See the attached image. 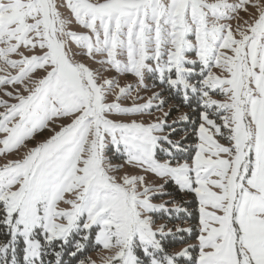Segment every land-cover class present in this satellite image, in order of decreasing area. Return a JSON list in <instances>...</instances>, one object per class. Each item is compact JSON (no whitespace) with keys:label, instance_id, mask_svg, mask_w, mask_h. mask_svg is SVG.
<instances>
[{"label":"snow or ice","instance_id":"obj_1","mask_svg":"<svg viewBox=\"0 0 264 264\" xmlns=\"http://www.w3.org/2000/svg\"><path fill=\"white\" fill-rule=\"evenodd\" d=\"M0 93V156L18 157L0 166V264L18 240L22 264H96L93 244L102 264H264V0H0ZM176 97L196 120L169 123ZM171 182L195 229L157 225L182 210L154 202ZM174 232L197 243L170 251Z\"/></svg>","mask_w":264,"mask_h":264},{"label":"rangeland","instance_id":"obj_2","mask_svg":"<svg viewBox=\"0 0 264 264\" xmlns=\"http://www.w3.org/2000/svg\"><path fill=\"white\" fill-rule=\"evenodd\" d=\"M231 2V0H230ZM233 25H235V21H232ZM84 62L91 65L93 68H98L99 65L97 64H93L91 60H88L86 57L83 58ZM104 75L106 76H115L116 74L114 72H106L104 73ZM120 79V83L122 85L124 84H133V86L135 87V77L131 76V75H121L119 77ZM146 83L148 84L149 88L148 91H141L140 95L147 97L148 95L151 94V92L154 90L152 89V84H153V79H148L146 80ZM157 85H159V81H156ZM157 91L161 90L159 88V86L155 89ZM136 96V92L133 91L130 96L126 99L121 100L120 102L122 103V105L124 106H131L132 102H133V98ZM0 98L2 99H9L6 96H3V93H0ZM165 98H167V93H165ZM220 98V97H217ZM110 99H113L112 97H110ZM10 102H15V101H10ZM137 102H143V101H137ZM170 106H179L180 107V111L179 112H172L171 114V118L169 119V123L172 122V120L176 119L181 113H188L192 120H196L197 119V115H196V109H197V101L195 99H193L191 107L185 105L181 98L176 97L173 99L169 100L168 105L165 106V108L163 109L164 111H168ZM2 110V109H0ZM161 112H154L153 115L151 117L145 115L144 119L145 120H151L154 119L155 116H159L161 115ZM184 123H178L176 125V129L178 128V125H182ZM191 125V124H189ZM51 135V133L47 132V130L42 133V134H37V141H42L44 139L47 138V136ZM32 146V143H29V147ZM22 154V153H21ZM18 158L15 154H8L6 157L4 156H0V166H2L4 163L7 162L8 159H16ZM131 170V169H130ZM170 185L174 186L176 188V191H178L179 193H181V195H177L175 193V190L172 189V187H168L166 190L168 192L171 193V195H167V196H163L161 199L154 201L156 203H162L164 201H175V204H169L168 207L169 208H175L176 206H179L182 210L177 212V211H173L171 213L168 212H164V213H157L155 216L156 219V223L157 225L161 224V223H165L168 225L169 228H174V226H180L183 228H189L190 227V221H189V214H191V208L188 207L187 204L190 203V201L193 199V197L181 190H179L178 186H176L174 184V182H171ZM196 202V201H195ZM183 209H187V212L183 211ZM196 210H197V214H198V203L196 202ZM199 215V214H198ZM197 224H198V216H197ZM186 236H188V233H184ZM177 239V240H181L184 238L183 235L179 234V233H173V235L166 237L164 242L168 239ZM20 243H22V240H18L16 247L18 248ZM197 243L196 239L194 241H187L186 243L179 245L176 248H173L171 251H179L180 249H182L183 247L186 246V244H195ZM95 248L94 251H92L91 253L87 254L86 257H91L92 260L96 261V264H102L101 262V257H104L106 255H108L109 253L106 250H103L102 248H96L95 245H92V249ZM192 252V255L195 256L198 254V251L195 249L190 250ZM85 257V258H86ZM49 259L47 258L45 260V264H48ZM67 263V262H64Z\"/></svg>","mask_w":264,"mask_h":264},{"label":"trees","instance_id":"obj_3","mask_svg":"<svg viewBox=\"0 0 264 264\" xmlns=\"http://www.w3.org/2000/svg\"><path fill=\"white\" fill-rule=\"evenodd\" d=\"M177 127L178 128L176 129V133L173 135L174 139H180L185 134L186 130L187 131L191 130V125H188L187 129L185 128V124L178 125ZM194 139L195 138L193 137V140ZM188 143H192V141H188ZM169 186L172 187L173 190H175V193L177 195H179V196L181 195V193L176 191V188L174 186H172V185H169ZM187 205L189 208H191V214L188 217L189 221H190V227L195 229L197 226V216H198L197 210H196V202L194 201V199H192L190 201V203ZM195 234H196L195 232H193V234L188 235V236L183 234L184 238L181 240L168 238L164 243L169 247V250L171 251L173 248H176L179 245L186 243L187 241H194L195 240ZM5 239H6V237L4 235V230L0 229V242H3ZM94 250H95V248L92 249V246H90L88 252H86L85 256L82 258H85L87 256V254L91 253ZM22 251H23V244L20 243L19 247L17 248V260L20 262V264H22ZM47 258L49 260H52V261H54V259H55L54 256H52V255L45 256L44 259L46 260ZM63 260H64V262H67L64 264H75V259L68 256V255H64Z\"/></svg>","mask_w":264,"mask_h":264}]
</instances>
